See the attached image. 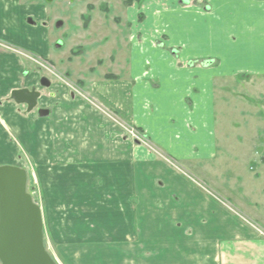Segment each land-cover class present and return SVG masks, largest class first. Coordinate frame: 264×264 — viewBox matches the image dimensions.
Wrapping results in <instances>:
<instances>
[{"label":"crops","instance_id":"0c3cea01","mask_svg":"<svg viewBox=\"0 0 264 264\" xmlns=\"http://www.w3.org/2000/svg\"><path fill=\"white\" fill-rule=\"evenodd\" d=\"M148 1L154 36H175L178 50L147 42L140 13L126 76L106 100L157 152L80 102L45 95L41 72L1 46L0 145L16 134L36 149L49 226L74 250L86 246V264H103L92 241L108 238L123 251L133 243V264H264V0ZM25 3L0 0V42L49 59L29 12L41 9ZM32 87L48 116L11 99ZM9 158L2 150L0 165L25 168Z\"/></svg>","mask_w":264,"mask_h":264},{"label":"rangeland","instance_id":"374dc122","mask_svg":"<svg viewBox=\"0 0 264 264\" xmlns=\"http://www.w3.org/2000/svg\"><path fill=\"white\" fill-rule=\"evenodd\" d=\"M25 1L27 8L37 6L41 9L37 13L33 12L35 9L32 11L29 9V12H32L31 15L34 13L41 18L38 23L44 26L45 36L49 37L46 42L51 55L49 59L42 58L41 60V57L30 52L27 53V61L40 71L42 76L48 77L52 82L51 88L42 89L44 94L48 93L49 97L52 92H55V95L58 93L61 103L64 101L67 104L80 102L86 106V109H92L93 114L96 113L103 120L108 121V125L124 132L127 137H131L132 126L116 115L107 101L111 102V85L109 83H115L125 77L127 73L131 23L137 22V17L141 13L143 17H146L141 26L147 28L145 30L147 42H150L151 38H155V42L160 43L161 49L164 45L167 49L173 48L172 51L168 50L171 55L175 54V50H178L179 41L175 36L169 38V35H165L167 39L158 37L159 32L155 31L157 25L152 12L148 10L146 14L143 10L145 2L147 5L151 2L142 0L130 8L127 5V0H75L73 3L68 0H55L51 4L45 0ZM153 4L157 6V0H153ZM60 23L62 26L58 27ZM0 44L4 45L3 42ZM3 47L5 48V46ZM10 52H13L12 49ZM112 101H114L113 98ZM229 117L231 116L229 115ZM12 136L9 144L5 141L3 145H0V154H2V150L8 152L10 158L5 163L24 165L28 171V193L32 195L34 201L39 203L44 212L47 251L57 264H86L87 262L83 260L84 254L87 253L86 246L78 245L74 250L72 242L68 243V240L65 243H62L64 241L60 242L57 239L59 237L49 226L45 194L35 171L34 154H36V149L33 150L34 154H31L27 144H24L18 135L13 134ZM138 139L145 148L148 147L153 152H157L142 133L138 134ZM178 165L188 171L184 164ZM196 178L198 179V177ZM195 181L198 180L195 179ZM204 182L206 185L207 181L204 180ZM82 188L86 187L82 185ZM82 188L78 195H83L86 192ZM99 195L96 193V198H100L101 195ZM73 219L75 218L71 217L72 221ZM99 228L97 225L94 232L99 233ZM259 232L264 236L262 229H259ZM98 240L92 241V243L95 242L94 245L99 251L95 260L103 261V264H133L134 259L138 257L137 253L131 249L133 243L123 251L122 246L116 248L118 239ZM100 248L101 250H99ZM102 252L109 256H105Z\"/></svg>","mask_w":264,"mask_h":264},{"label":"water","instance_id":"95a60500","mask_svg":"<svg viewBox=\"0 0 264 264\" xmlns=\"http://www.w3.org/2000/svg\"><path fill=\"white\" fill-rule=\"evenodd\" d=\"M48 4L55 0H45ZM73 3L75 0H69ZM187 3V2H186ZM60 23L58 27H61ZM49 88V79L41 80ZM41 97L36 89L13 93L18 105H27L28 111L37 108ZM40 117L49 110H38ZM26 170L13 166L0 167V263L1 264H57L45 247L44 215L28 193Z\"/></svg>","mask_w":264,"mask_h":264},{"label":"flooded vegetation","instance_id":"af4514ba","mask_svg":"<svg viewBox=\"0 0 264 264\" xmlns=\"http://www.w3.org/2000/svg\"><path fill=\"white\" fill-rule=\"evenodd\" d=\"M0 46L1 47H3V46H5V48L4 49H6L7 51H10L11 49H12V53H14V54H16V55H18V56H21L23 59H25V60H27V58H28V55H27V53L26 52H24V51H22L21 49H17V48H13V47H11V46H9V45H6V44H4V45H1L0 44ZM41 60H42V58H41ZM44 78H47V79H49L48 77H46V76H42V78H41V80L42 79H44ZM49 81H50V83H51V86L49 87V88H51L52 87V82H51V80L49 79ZM39 87L41 88V90L42 89H44V87L41 85V81H40V84H39ZM33 89H36V92H39L40 94H41V97L38 99V103H39V101H40V99L42 98V96H43V93H42V91H39V89H38V87H32L31 89H23V90H33ZM21 91V90H20ZM16 92V91H15ZM14 93V92H13ZM11 99L16 103V101H15V99L13 98V94H12V96H11ZM17 104V103H16ZM24 107H26V108H28L27 107V105H23Z\"/></svg>","mask_w":264,"mask_h":264},{"label":"trees","instance_id":"16d2710c","mask_svg":"<svg viewBox=\"0 0 264 264\" xmlns=\"http://www.w3.org/2000/svg\"><path fill=\"white\" fill-rule=\"evenodd\" d=\"M135 1H138V0H127V5L131 7Z\"/></svg>","mask_w":264,"mask_h":264},{"label":"built area","instance_id":"2783aa9c","mask_svg":"<svg viewBox=\"0 0 264 264\" xmlns=\"http://www.w3.org/2000/svg\"><path fill=\"white\" fill-rule=\"evenodd\" d=\"M131 134H132L133 136H135L134 132H131Z\"/></svg>","mask_w":264,"mask_h":264}]
</instances>
